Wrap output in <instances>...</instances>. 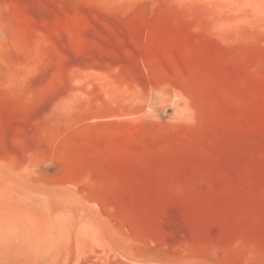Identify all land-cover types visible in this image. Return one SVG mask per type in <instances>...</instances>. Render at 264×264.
Segmentation results:
<instances>
[{
  "label": "rangeland",
  "instance_id": "1",
  "mask_svg": "<svg viewBox=\"0 0 264 264\" xmlns=\"http://www.w3.org/2000/svg\"><path fill=\"white\" fill-rule=\"evenodd\" d=\"M0 264H264V0H0Z\"/></svg>",
  "mask_w": 264,
  "mask_h": 264
}]
</instances>
